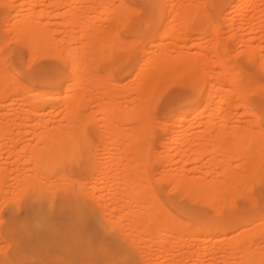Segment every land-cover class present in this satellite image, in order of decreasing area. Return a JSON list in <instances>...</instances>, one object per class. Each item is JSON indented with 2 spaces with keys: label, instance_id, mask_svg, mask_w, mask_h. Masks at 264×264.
<instances>
[{
  "label": "bare ground",
  "instance_id": "bare-ground-1",
  "mask_svg": "<svg viewBox=\"0 0 264 264\" xmlns=\"http://www.w3.org/2000/svg\"><path fill=\"white\" fill-rule=\"evenodd\" d=\"M22 1L18 5L23 4ZM71 1L26 0L24 6H14L15 13L12 14L14 16L11 22H14L10 28L19 45L27 49L29 56H48L56 60L57 65L50 66L54 77L51 82H41L37 86L29 84L28 82L34 81L39 75L30 73L29 65L23 64L22 57L9 48L6 42L9 38H4L0 31V108L5 100L8 101L9 96H13L14 100L19 101L16 102L18 105L27 104L25 106L30 108L26 107V110L23 106L24 112L21 109L16 111L34 117L31 118L34 130L32 135L35 134L37 143L32 145L27 142L32 145H27L28 147L25 146L26 142L21 144L26 147L25 151L27 148L29 150L27 159L30 161V167H21L18 174L30 170L31 173H40L39 178L42 177L43 171L49 174L57 171L55 174L61 175L66 171H91L106 177L111 173L122 174L126 175V178L130 174H138L142 178H145L142 175H170L169 180L173 179L171 182L175 184L176 189H186L188 193L195 194L210 192L211 196L217 193L221 208L228 209L225 217L219 222V232L214 233L213 239V244L221 243L222 264H264V201L252 203L251 193L249 194L251 184L255 185L264 179V84L261 83L263 81L256 80L251 81V84L245 82L243 79L247 77V73L242 71L239 65L242 61L252 64L256 70H264V54L258 53V50L264 49V0H137L141 5V15L132 23L131 14L136 8L127 0H98L101 5L97 6L101 8L100 12L105 11L107 3H111L113 7H106L104 16L107 22L98 27L89 26L92 18L80 23L76 41L78 45L74 43V34L71 35L68 29H61V26L71 25V20L83 13L74 7L77 0ZM92 4L95 6L98 3L95 0V4ZM95 11L94 13H97ZM78 14L80 15L77 16ZM113 14L116 16H112ZM221 15L226 20L227 29H224L227 30V37L222 34L224 29L220 28L218 17ZM189 29H194L197 34H188ZM58 33L63 34L62 37L59 35L60 38L57 36V39ZM8 35L11 36L12 33ZM229 37L236 38L235 46L233 44L236 53L232 52L233 55L228 52ZM166 39L171 42L167 43ZM181 41L184 44H197L200 50H182L178 44ZM56 42H59V45ZM204 47H208L209 51ZM120 62L138 66L134 80L127 85L122 82L123 86H120L114 82L111 75L103 77L95 71L97 66L103 63L115 67ZM145 68L146 71L143 72ZM174 77L175 82L183 83L185 78L188 79L184 82L185 85H191V91L181 95L182 102L169 110L166 121L162 123L159 119L166 134L159 142L162 149L157 152L154 146L159 140L154 134V129L160 124H156L157 120L152 125L153 99L158 100V91L163 87L161 84L166 83L167 86L168 78H172L175 84ZM201 79L205 80L207 85L197 88L196 83ZM101 98L106 101L101 103ZM126 101H129L130 105H125ZM92 103L96 104V110L91 107L87 110L86 107ZM43 108H48L49 111L59 108L64 114L60 115V118L55 119L54 116V119H51L49 111L40 113ZM97 111L103 114L100 124L96 118ZM18 112L16 113L19 114ZM231 116L237 121L229 125ZM249 116L251 118H247ZM24 117L30 119L28 116ZM123 121H130L126 128L122 126ZM3 122H0V133L4 128L3 131L7 134V125ZM18 122V128L30 126ZM241 122L242 125L239 124ZM251 126L254 131H251ZM100 127L105 133L103 137L99 134ZM237 128L238 132L235 131ZM97 143L102 147L98 148ZM182 144L185 146L183 149L180 148ZM21 146L18 148H22ZM226 147L232 149V154L240 155L238 157L241 158L243 169L241 172L237 171L241 173L238 177L234 176L235 171L234 174L231 172L233 175H229L231 168L225 167L228 164H225L226 150L225 154H219L220 162L215 163L219 166L222 164L221 168H218L222 169L218 179L212 174L214 168L218 167L214 165L217 160L215 154ZM6 155L8 156V153ZM175 155L178 156L176 160ZM205 156L208 157L206 161ZM124 160L128 163L124 164ZM19 161L22 162L21 159ZM164 163H174V166L162 169ZM156 165L161 166V169L154 168ZM0 172L8 173L4 170ZM35 172L33 173L38 177ZM29 181L28 179L25 185L32 184ZM236 193L239 197V193L249 194L245 195L250 197H247V201L252 204L248 205L250 207L247 213L238 214L229 208L234 204L230 205L232 196ZM235 226H239V230L231 233V240L227 235L231 242L227 247L226 232ZM162 240L160 243L164 242Z\"/></svg>",
  "mask_w": 264,
  "mask_h": 264
},
{
  "label": "rangeland",
  "instance_id": "rangeland-1",
  "mask_svg": "<svg viewBox=\"0 0 264 264\" xmlns=\"http://www.w3.org/2000/svg\"><path fill=\"white\" fill-rule=\"evenodd\" d=\"M21 1L0 0V31L1 35L4 36V38H9L8 40H6L9 48L13 49L14 53L22 57L23 64L29 65L30 73L39 75V77L35 78V80L32 82H28L26 79H24L29 84L37 86L41 82L52 81L54 77H52L53 70L50 66L57 65V62L56 60L51 57L49 58L48 56L38 57L37 55L31 58L27 49L23 46H20L19 41L16 37H14L13 32L10 28L12 23L14 22H11L14 16L12 14L15 13L14 6L21 7L26 2V0H23V4L20 3V5H18ZM85 1L79 0L78 2L77 0V2L74 3L75 5L73 4L74 7L76 6L78 10H81L80 13L83 12V16L82 14H78L77 16L80 15V17H75L74 19H72V26L69 25L67 26L68 28L66 26H61V29H64V31H67L68 29L69 33H72L71 35L74 34V38L76 37L74 42L75 45H78V43L76 42L78 40L77 36L79 33L78 25L80 26L90 18H92V21L90 20L91 25L89 24V26L91 27H93V25L97 27L100 25H105L107 22V18L106 16H104V12L107 11L108 8L112 7L111 3H107L105 5L107 9L105 7V11L100 12L101 8H98L97 6L101 7L99 3L101 2V0L99 2L98 0H96L98 4H95V0ZM127 1L130 5H133L136 8V11L131 14L132 23L135 22L134 19H136L137 16L141 15V12L139 11L141 5L137 0ZM71 2H73V0ZM93 2L95 6L92 4ZM113 2H116V0ZM10 3L11 5H9ZM88 4L90 6H94L95 8L92 6L90 8ZM96 8H98V10L100 9L99 12ZM92 10L97 13H94V11ZM223 10L224 8L222 9V14L225 13V10ZM112 16L115 17L116 14H113ZM221 17H218L220 28L224 29V27H226V20L222 15ZM111 19H113V17H111ZM58 21L60 22V20ZM8 22H10L11 24ZM134 25L136 24L134 23ZM1 26H4V30ZM75 28L78 31L75 30ZM226 29H224V32H222L223 35L225 34V37H227L228 35H226ZM11 33L13 36L11 35ZM187 33L190 35L197 34L194 29H189ZM8 34H10L11 36H9ZM62 34L63 33L56 34V38L58 39L59 35L60 37H62ZM259 38L260 37H258V39ZM234 39L236 40V38L229 37L227 41L228 52L230 54L232 52L236 53L235 47H233V44L235 43ZM165 41L168 43L170 39H166ZM58 43L59 42H56L57 45H59ZM63 43L66 44V42ZM178 44L182 50L190 48L191 51L200 50V47L194 43L184 44L181 41ZM188 45H190L189 48L186 47ZM237 46L240 47L238 44ZM171 47L174 46L171 45ZM204 49L208 50V47H204ZM229 49H232L233 51ZM258 51V53H261L262 55L264 54V49ZM233 53L231 55H233ZM0 58H2V56ZM238 58L240 59L241 56H238ZM240 63L241 64L239 65L241 70L246 71L247 73V77H244L243 79L245 80V82L250 83L251 81L256 80L263 81L261 83L264 84V70H256V67H254L252 64H246L242 61ZM130 65V63L125 64L120 62L116 64L115 67H113L114 65L109 67V65L103 63L97 66V69L95 71L103 75V77L111 75L114 82L118 83L120 86H123L125 84L127 85L131 83L136 76L135 69L138 66L136 64L134 66ZM17 67H19L18 64ZM146 68L145 70H143V72L146 71ZM46 75H50L51 77H44ZM175 78L176 77H174V82L176 80ZM185 80L187 81L188 79L185 78L183 80V83L179 81L181 84L179 82H175L174 84L172 82V78H168V81H166L168 82L167 86H165L166 83L164 84L162 81L163 84H161V86L163 87L160 88V91H158L160 97L158 98V100L155 99L157 102L153 99L154 107L152 114L154 115V118L152 121V125L157 120L159 123L156 122V124H160L158 125L159 127L156 125L154 129V134L159 140L158 143L163 140V137L166 134L163 126L161 127V124L166 121V114L169 112V110H172L176 107L177 103H175V101L178 97L181 98V95H184L185 93L191 91V85H185ZM201 80L197 81V83L195 82L197 88H201L202 86L204 87L207 85V82L205 80ZM134 82H136V80ZM171 82L173 84H171ZM99 100L101 101V103H104L106 101V99L103 100V98ZM16 102L18 103L19 101L14 100L13 96L12 98L11 96H9L8 101L5 100L2 103V107L0 108L2 109L0 110V122H6L5 124L3 122V124L7 125V128L5 130H7L8 132L6 134V131L4 132L3 128L1 131L4 132L5 135L2 132L0 133L1 135L3 134V137H5L4 139H1L2 136L0 135V154L3 156H0V167L2 168H0V171H8V173L0 172V264H222L223 253L221 250V243L215 242L213 244V239L214 233L218 234V224L223 219V216L225 217L228 209L223 207L221 208V203L219 201L220 199L219 197H217V193H213L214 195L212 196H214V199L212 198V193L210 192H207V198V193L195 194L188 193V191H186V189L184 190L183 188V190H181V188L180 190L179 188L176 189L175 184L172 183L173 179L170 178L169 180L170 175H158V177L157 175H147V177L149 176L148 178L146 177V175H142L143 177H145L142 178L141 176H138V174H132L134 177L130 174L127 175V179L126 175L122 176V174H107V177L108 175L110 177L107 178L106 175H100L98 173L96 174V172H94V174L91 171H66L63 172V175L65 174V176L59 173L55 174L57 173V171H52L50 172V174L47 172L49 175L44 171H41L42 177L40 178V173L32 171V173L35 172L36 174H38L37 177L34 173L32 175V173L29 172L30 170H27V172L26 170H22L23 172H20L18 174V172L21 170V167L23 169L25 165V168L30 167V161H28L27 159L30 153H28V148L27 151H25L26 147L32 146L33 144L35 145L37 142L35 141V134L32 135V133H34V130L32 129L33 127L31 126V121H33L32 119L34 117H30V115H24L22 113V111L24 112L26 107L28 108L29 106H25L27 105L25 104L23 105V107L22 105H20V103L18 105ZM125 105H130L129 101H126ZM22 107L25 109H23ZM89 107L96 110L95 103L87 106L86 109L90 110ZM19 109L22 110V115L28 116L30 117V119H27V117L25 118L20 114V112L16 111ZM45 109H41L40 113L49 111L48 108ZM56 110L49 111L51 119H54V116L55 119L60 118L64 114V112H61L60 109L59 111L55 112ZM15 111L19 114H17ZM11 113L13 116L11 115ZM102 116L103 114L97 111L96 118L99 124L101 122L100 117L103 118ZM15 117L16 119H20V122H18V119L16 120ZM244 117H241V119H243ZM247 118L251 117L249 116ZM159 119L162 120V123ZM229 120V125H232V123L234 124V122L237 121L234 116H231ZM9 122H11V124ZM17 122L18 124L22 122L27 123L31 126V128L30 126L26 125L23 128L20 127V129L17 127ZM123 122L122 126L126 128L128 125L127 123H129L130 121ZM239 124L242 125V122ZM13 125H15L16 127ZM129 126L131 127V125ZM250 128L251 131L252 129L253 131L255 130L253 126H251ZM235 131L238 132V128ZM235 131H233L234 134ZM10 133L13 134L12 138L10 137ZM99 134L100 136L102 134V137L105 136L102 127H100L99 129ZM9 137L11 140H8ZM33 141H35V143ZM25 142H28L30 144L32 143V145H29L28 143L26 145L23 144L26 146L24 148L21 146V144ZM98 143V148H101L102 146L99 147V144H101L102 142H100L99 144ZM158 143L154 147L156 148L155 150L157 152H160L162 148H160L161 145L160 143ZM19 145L22 148H18L20 147ZM14 148L18 151L22 150V152H16L19 157L16 155V153L13 152L15 151ZM180 148H185L184 144H182ZM8 150H10V152H8ZM226 150L228 154L226 152L227 157L225 164L228 163L229 166L227 164L225 165V167L227 166V169L231 168L229 175H233L236 172L234 176L238 177L241 173L239 174V172L237 171L241 172V169H243L241 167L242 164H240L241 158L238 157L240 155H238L237 153L232 154V149L229 150L226 147L222 149V151L220 150V153L215 154L217 156V160L219 159V154H225ZM6 152L8 153L9 157L7 155L5 156V154H7ZM21 153L23 154L20 155ZM175 157L176 160L178 156L175 155ZM205 157L204 160L206 161L208 157ZM18 159H21L22 162ZM23 159H25L26 161H23ZM217 160L214 162V165L215 167H218H213L214 171L217 173L215 174V172L212 171V174L214 177L219 179L222 170L219 169L221 168L220 166L222 164L220 166L217 165L218 162H220V160ZM124 161V164L128 163L127 160ZM26 162L29 164H27ZM174 163H164L162 169L163 167H165L166 169L172 168L174 166ZM13 168L16 170L14 171ZM154 168L161 169V166L159 167V165H156L154 166ZM24 172L29 175L27 176ZM23 174L25 175V177ZM58 175L60 179L58 178ZM53 176L55 177V179ZM6 177L9 178L7 179ZM132 177L135 179H133ZM21 178L24 180H22ZM27 178L30 180L29 183H32L28 184L30 186H28L27 184L25 185V183H28ZM112 178L114 180H112ZM132 179L134 180V182L132 181ZM35 182L38 183L34 184ZM251 185L252 187L250 186L249 188V194L251 193V195L253 196L252 197L250 195V197L252 198L251 202L260 203L261 200L264 201V179L261 182L255 183V185L254 183ZM246 193H248V191H246ZM246 193H239L241 195L240 197L237 193L234 194L232 196L230 205L232 203L234 204L229 208H231L238 214L247 213L250 207L248 205L252 203L247 201V197L249 196L246 195L249 194ZM235 230H239V226H235L232 230H228L226 232L225 240H227L225 241V245L230 242V237L232 236L231 233ZM227 235L229 236L230 240L228 239ZM160 240L164 242L160 243ZM227 253L228 252H226V254Z\"/></svg>",
  "mask_w": 264,
  "mask_h": 264
},
{
  "label": "snow or ice",
  "instance_id": "snow-or-ice-1",
  "mask_svg": "<svg viewBox=\"0 0 264 264\" xmlns=\"http://www.w3.org/2000/svg\"><path fill=\"white\" fill-rule=\"evenodd\" d=\"M181 102H182V98H179V97L175 101V103H181Z\"/></svg>",
  "mask_w": 264,
  "mask_h": 264
}]
</instances>
